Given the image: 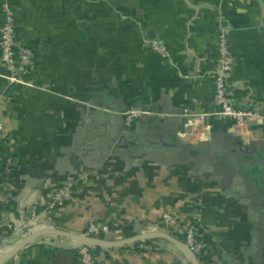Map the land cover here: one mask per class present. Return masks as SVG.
Masks as SVG:
<instances>
[{"label":"crops","instance_id":"0c3cea01","mask_svg":"<svg viewBox=\"0 0 264 264\" xmlns=\"http://www.w3.org/2000/svg\"><path fill=\"white\" fill-rule=\"evenodd\" d=\"M4 3L37 63L28 84L9 86L0 59V255L27 235L22 215L35 207L38 229L84 235L91 221L108 223L106 240L156 231L168 212L199 227L200 264H264V123L210 115L192 126L184 115L216 109L221 21L232 29L238 105L264 112V0H0V25ZM137 106L153 114L126 125L124 111ZM67 182L73 199L49 209ZM83 244L44 235L5 264H77ZM95 256L193 264L164 237L95 247Z\"/></svg>","mask_w":264,"mask_h":264},{"label":"built area","instance_id":"2783aa9c","mask_svg":"<svg viewBox=\"0 0 264 264\" xmlns=\"http://www.w3.org/2000/svg\"><path fill=\"white\" fill-rule=\"evenodd\" d=\"M229 1L233 2L235 0ZM2 6L5 11V18L0 25V59L9 71L5 78L9 86L28 84L30 82L28 80L29 76L36 67V53L32 47L24 45L21 42L17 32L13 8L9 3H4ZM231 30L230 25L221 21L216 42L217 61L215 67L211 71L216 109L212 113H184L188 118V125L193 126L197 122L205 123L210 115H213L218 120H231L233 125L238 126L253 122L254 120L259 123H264V112L260 111L257 106L241 108L230 87L228 73L237 63V58L230 48ZM144 45L164 57L169 53L166 45L159 39H149L145 41ZM152 114V111L148 108L140 106L129 107L124 111L125 123L130 126L136 119ZM5 126V121L0 120V144L4 136ZM201 136H203V134H201ZM12 163L11 158L5 161L3 169L6 173L12 171ZM74 193V182H67L58 187L52 193V198L48 206L49 209L64 205L67 201L73 199ZM22 216L23 224L31 227L28 228L27 234L38 229L37 227L40 224L38 222L35 207H32ZM110 230L111 226L108 223L98 224L95 221H91L86 234L93 237L104 238ZM156 231L170 233L181 239L199 259L202 258L206 244L202 239V234L196 223L183 226L179 224L176 217L166 212L162 214L161 221ZM77 253V264H99L95 256V247L83 244L78 248Z\"/></svg>","mask_w":264,"mask_h":264},{"label":"water","instance_id":"95a60500","mask_svg":"<svg viewBox=\"0 0 264 264\" xmlns=\"http://www.w3.org/2000/svg\"><path fill=\"white\" fill-rule=\"evenodd\" d=\"M177 138V137H176ZM175 137L174 139L177 140ZM194 148H203V145H192ZM44 235H58V236H64V237H69L72 239L79 240L83 242L84 244L91 245L93 247H113V246H121L127 243L135 242L138 240H144L148 238H153V237H164L166 239H169L176 245H178L189 257L191 262L193 264H200L199 258L196 256V254L179 238L173 236L170 233L166 232H159V231H153V232H148L144 234H139L135 235L126 239L122 240H106L104 238H98V237H93L89 236L87 234H75L71 233L69 231L61 230V229H56L54 227H43L40 229H35L31 231V233L27 234L25 237H23L12 249L9 251L5 252L3 255H0V264H5L8 262L10 259H12L18 252H20L25 246L33 242L39 237H42Z\"/></svg>","mask_w":264,"mask_h":264}]
</instances>
